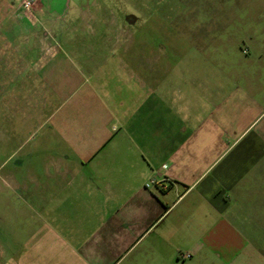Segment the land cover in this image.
Wrapping results in <instances>:
<instances>
[{"label": "crops", "instance_id": "crops-1", "mask_svg": "<svg viewBox=\"0 0 264 264\" xmlns=\"http://www.w3.org/2000/svg\"><path fill=\"white\" fill-rule=\"evenodd\" d=\"M256 1L257 24L213 26L183 51L165 43L139 55L133 41L115 40L86 55L87 44L50 41L44 55L38 42L14 39L19 25L4 30L2 108L38 115L34 128L65 152L28 171L30 186L6 173L8 192L32 212L0 239V264H264ZM224 34L231 44L206 46Z\"/></svg>", "mask_w": 264, "mask_h": 264}, {"label": "rangeland", "instance_id": "rangeland-1", "mask_svg": "<svg viewBox=\"0 0 264 264\" xmlns=\"http://www.w3.org/2000/svg\"><path fill=\"white\" fill-rule=\"evenodd\" d=\"M24 1L0 0V56L1 44L8 41L5 31L13 25L25 32L14 39L38 42L44 55L51 53L47 44L50 41L74 46L87 44L84 53L92 55V47L115 40L133 41V50L146 55L147 46L156 53L165 43L186 50L188 42H200L198 36L207 38L209 34L204 31L213 26L241 28L258 23L256 0H234L233 5L220 0H29V10L23 8ZM245 11L251 13L243 18L232 17V12L241 15ZM195 22H201L202 33L192 32ZM207 40L201 42L206 44ZM222 41H208L206 46L222 47L231 44L233 37L224 34ZM238 43L243 46L241 40ZM65 52L72 55L73 51ZM2 107L0 64V239H7L17 235L20 220L32 210L19 208L17 193L8 192L6 173L10 171L16 182L25 181L30 186L27 172L39 170L50 155L65 150L63 146H54L48 134L41 136L34 128L38 115L35 118L33 113L7 114ZM8 243L9 249L17 247L14 241Z\"/></svg>", "mask_w": 264, "mask_h": 264}, {"label": "built area", "instance_id": "built-area-1", "mask_svg": "<svg viewBox=\"0 0 264 264\" xmlns=\"http://www.w3.org/2000/svg\"><path fill=\"white\" fill-rule=\"evenodd\" d=\"M30 7H31V3H30L29 0H26V1L23 2V8L25 10H29ZM154 184H155V180L154 179H150L147 183H145L144 186H145V188H149V187H151Z\"/></svg>", "mask_w": 264, "mask_h": 264}]
</instances>
